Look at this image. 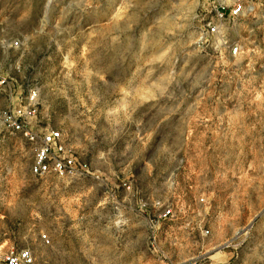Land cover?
Segmentation results:
<instances>
[{
    "label": "rangeland",
    "instance_id": "374dc122",
    "mask_svg": "<svg viewBox=\"0 0 264 264\" xmlns=\"http://www.w3.org/2000/svg\"><path fill=\"white\" fill-rule=\"evenodd\" d=\"M220 1L0 0V111L36 90L39 127L85 172L36 179L0 136V252L264 264V0L223 20ZM157 203L175 216L158 223Z\"/></svg>",
    "mask_w": 264,
    "mask_h": 264
},
{
    "label": "built area",
    "instance_id": "2783aa9c",
    "mask_svg": "<svg viewBox=\"0 0 264 264\" xmlns=\"http://www.w3.org/2000/svg\"><path fill=\"white\" fill-rule=\"evenodd\" d=\"M227 8L225 0L220 1L215 7L219 20H223L226 15L231 19H237L246 12L243 0H235L231 10H226ZM208 34L213 37L218 36L219 28L213 26L208 30ZM19 45V41H14L11 42L10 47L18 48ZM6 82L7 79L0 76V87ZM37 110L38 92L30 90L25 103L10 105L0 111V136L7 139H19L23 149L28 148L32 156L29 172L36 179L49 176L58 179H74L84 176L85 172L80 167L79 159L72 147L67 144L64 133L58 129L40 128ZM121 189L131 193L132 183L123 182ZM199 203H204V199H200ZM156 205L161 210L157 218L158 223L170 221L175 216L172 208L160 203ZM202 234L207 237L210 231L203 230ZM41 239L45 244H50L47 235H42ZM0 264H34L33 253L30 249L0 252Z\"/></svg>",
    "mask_w": 264,
    "mask_h": 264
},
{
    "label": "crops",
    "instance_id": "0c3cea01",
    "mask_svg": "<svg viewBox=\"0 0 264 264\" xmlns=\"http://www.w3.org/2000/svg\"><path fill=\"white\" fill-rule=\"evenodd\" d=\"M15 143L16 153L21 154L23 150V145L21 140L19 139H8L7 145L10 146V144ZM234 255L231 253L229 260L231 261L233 259Z\"/></svg>",
    "mask_w": 264,
    "mask_h": 264
}]
</instances>
